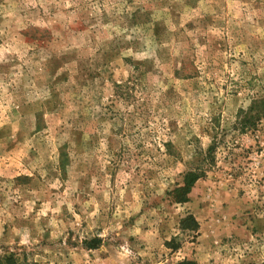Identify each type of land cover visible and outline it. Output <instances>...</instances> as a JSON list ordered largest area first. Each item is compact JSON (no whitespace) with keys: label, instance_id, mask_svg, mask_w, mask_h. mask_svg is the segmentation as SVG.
Here are the masks:
<instances>
[{"label":"rangeland","instance_id":"obj_1","mask_svg":"<svg viewBox=\"0 0 264 264\" xmlns=\"http://www.w3.org/2000/svg\"><path fill=\"white\" fill-rule=\"evenodd\" d=\"M9 256L264 264V0H0Z\"/></svg>","mask_w":264,"mask_h":264},{"label":"trees","instance_id":"obj_2","mask_svg":"<svg viewBox=\"0 0 264 264\" xmlns=\"http://www.w3.org/2000/svg\"><path fill=\"white\" fill-rule=\"evenodd\" d=\"M209 149L210 150L208 152L211 153V151H212L211 156H213L214 144ZM212 159L213 158L211 157L210 160H212ZM204 175H205L204 169H200L199 171H189L188 173H186L183 185L177 186L172 191L173 199L177 202L187 201L188 200L187 195L190 192L192 186L194 185V183L199 178L203 177ZM187 222H190L191 225L188 226L186 224ZM181 224L183 225V228L189 227L190 229H196V227H197V221L195 220L193 215L187 216L185 219L182 220ZM10 258H11L10 256L7 258L8 260H7L6 264H16V260H10L9 261ZM179 264H189V262L184 261V262H181Z\"/></svg>","mask_w":264,"mask_h":264}]
</instances>
